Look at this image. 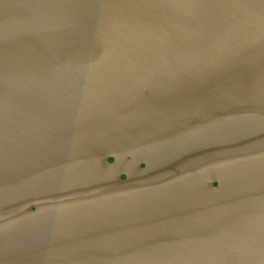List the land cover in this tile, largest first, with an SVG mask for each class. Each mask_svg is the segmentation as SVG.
<instances>
[{
    "label": "water",
    "instance_id": "obj_1",
    "mask_svg": "<svg viewBox=\"0 0 264 264\" xmlns=\"http://www.w3.org/2000/svg\"><path fill=\"white\" fill-rule=\"evenodd\" d=\"M0 264H264V0H0Z\"/></svg>",
    "mask_w": 264,
    "mask_h": 264
}]
</instances>
